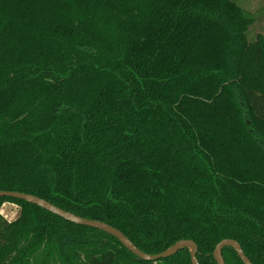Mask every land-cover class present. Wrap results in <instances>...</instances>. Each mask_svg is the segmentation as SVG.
I'll use <instances>...</instances> for the list:
<instances>
[{"label":"trees","instance_id":"trees-1","mask_svg":"<svg viewBox=\"0 0 264 264\" xmlns=\"http://www.w3.org/2000/svg\"><path fill=\"white\" fill-rule=\"evenodd\" d=\"M235 0H0V190L119 229L147 254L223 239L264 264V36ZM0 264L144 261L23 200ZM225 264H243L221 250Z\"/></svg>","mask_w":264,"mask_h":264},{"label":"water","instance_id":"water-1","mask_svg":"<svg viewBox=\"0 0 264 264\" xmlns=\"http://www.w3.org/2000/svg\"><path fill=\"white\" fill-rule=\"evenodd\" d=\"M0 197H10L14 199L23 200L25 202L37 205L68 222L102 230L116 238L122 244V246H124L127 250H129L132 254H134L141 260L154 262L162 258L170 257L177 253L179 250L187 248L189 249L191 264H199L196 258L197 246L192 240H178L162 252L156 254H147L138 249L119 229L107 223L98 220L83 218L71 212L65 211L38 196L18 191L0 190ZM225 246L232 247L243 264H252L248 257L244 254L242 248L240 247V244L232 239H223L216 244L212 253L216 264H225L221 252L222 248Z\"/></svg>","mask_w":264,"mask_h":264},{"label":"rangeland","instance_id":"rangeland-1","mask_svg":"<svg viewBox=\"0 0 264 264\" xmlns=\"http://www.w3.org/2000/svg\"><path fill=\"white\" fill-rule=\"evenodd\" d=\"M244 10L253 17L246 30L248 41L254 40L258 35L264 36V0H235ZM20 206L6 202L0 207V214L6 220H14L20 212Z\"/></svg>","mask_w":264,"mask_h":264}]
</instances>
